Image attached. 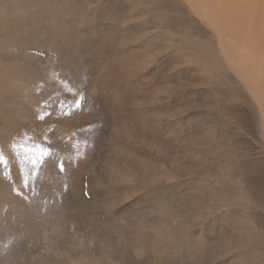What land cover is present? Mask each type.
Instances as JSON below:
<instances>
[{
	"label": "rangeland",
	"instance_id": "1",
	"mask_svg": "<svg viewBox=\"0 0 264 264\" xmlns=\"http://www.w3.org/2000/svg\"><path fill=\"white\" fill-rule=\"evenodd\" d=\"M205 5L0 0V264H264V12Z\"/></svg>",
	"mask_w": 264,
	"mask_h": 264
},
{
	"label": "bare ground",
	"instance_id": "2",
	"mask_svg": "<svg viewBox=\"0 0 264 264\" xmlns=\"http://www.w3.org/2000/svg\"><path fill=\"white\" fill-rule=\"evenodd\" d=\"M148 1V0H147ZM181 2H184L185 0H180ZM196 1V3H200V1L201 0H195ZM218 1H224V2H226L227 1V3L229 2H231V1H228V0H206V5H205V7H203V8H201V10H202V13H203V15L205 16L206 15V18H207V20L209 21V22H211L212 23V25L214 26V29H213V31H210V30H208L206 27H204V29L205 30H207V31H205V32H210V35H209V37L213 34L214 35V38H215V40L217 39L218 41H219V48H220V54H222L223 55V58H226V60H228V61H230L231 62V59H233L232 57H231V55H229L228 53H227V51H226V49H225V41H232V38H230L229 36H227V32H226V34L224 33V31L226 30V29H229V32H231V30L232 31H234L235 29H237V27H239L240 26V28H241V30H243L245 27L243 26L244 25V21H245V14H244V10L247 12V13H250V15H251V17H250V20H249V22H248V25H247V27L245 28V30H246V34L249 36L250 34H251V32H250V30H252L251 29V27H252V22H253V20L255 19V17L256 18H261L260 16H258L257 15V12H260V11H262V12H264V7L263 8H259V6H258V1L257 0H253L254 1V3H252V4H249V2L248 3H244L243 2V4L242 3H239L240 4V6H239V9H237V11H236V13L237 14H240V12L239 11H241L242 12V15H241V21H240V23H232V25H233V27L232 26H230L229 25V22L230 21H232L233 20V18H228V20L224 23V21L227 19V16H226V13L230 16V13L228 12V8L230 9V7L229 6H231V5H228L227 3L226 4H222V5H220V6H218L219 4H217L216 2H218ZM232 1H234V3L236 2V1H238V0H232ZM240 1H244V0H239V2ZM247 1V0H246ZM251 2V1H250ZM213 3H215L214 4V6H215V8H213L212 7V5H213ZM234 3H232L231 2V4H233L232 6H234ZM238 4V5H239ZM223 5H225V7L224 8H222V6ZM250 5L252 6V8H249L250 7ZM256 5V7H254ZM178 6H180V5H178ZM231 6V7H232ZM180 7H182V6H180ZM236 8H237V6H236ZM143 9H145V8H143ZM155 9V8H154ZM217 9V11H216V16H214V12H215V10ZM180 10V9H179ZM200 10V8H198V7H195V6H193L192 8H190L189 9V11L187 10V12H185V16L186 17H181L180 19L182 20V23H180L179 22V25L180 26H188V28H190V29H201L202 30V28L196 23V21L190 16V15H193L194 13H196V12H198V11H201ZM211 11L212 12V16H208V11ZM150 11V10H149ZM190 15H189V14ZM232 16V15H231ZM263 16V15H262ZM236 17V16H235ZM159 18V17H158ZM258 20V19H257ZM185 21H188L189 22V25H187V24H185ZM224 23V24H223ZM246 23V22H245ZM257 23V22H256ZM255 23V25H257ZM227 24V26L225 27V25ZM259 25H261V24H259ZM246 26V25H245ZM256 28H258L257 26H255ZM221 29H222V31H221ZM260 30H262V29H260ZM203 31V30H202ZM223 32V33H222ZM238 35V34H237ZM262 34H260V36H261ZM235 36V35H234ZM255 37V36H254ZM262 37H264L263 35H262ZM234 39V38H233ZM236 39V38H235ZM240 39V38H239ZM237 40V39H236ZM251 40H253L252 39V37H251ZM256 40V39H255ZM260 41V40H259ZM245 43V42H244ZM247 43V42H246ZM260 43H262V42H260ZM230 44H232V45H236L237 44V42H232V43H230ZM248 44H250L249 43V41H248ZM251 45H252V43H251ZM243 46V45H242ZM250 46V45H249ZM254 46H256V44H254ZM262 46H263V44H262ZM228 47V46H227ZM237 47V46H236ZM217 48V47H216ZM232 48V47H231ZM250 48H251V46H250ZM249 49V48H248ZM247 48H246V50H248ZM244 50V49H243ZM249 50H251V49H249ZM217 52H218V50H217ZM250 52V51H249ZM256 52H257V50H256ZM261 52H264V51H261ZM261 52H259V53H261ZM214 53V52H213ZM258 53V54H259ZM241 54V53H240ZM243 54V53H242ZM262 54V53H261ZM264 54V53H263ZM262 54V55H263ZM221 55V56H222ZM260 55V54H259ZM215 56V55H214ZM256 56H257V54H256ZM261 56V55H260ZM212 57V56H211ZM241 58L243 57V56H240ZM248 57H244L241 61H244L245 62V60L247 59ZM253 58V57H252ZM258 59V58H257ZM261 59V58H260ZM259 62H261V61H259ZM233 63V62H232ZM244 68V67H243ZM211 69H212V67H211ZM251 69H253V68H251ZM213 71H214V69H213ZM240 72H242V71H240ZM214 73V72H213ZM243 73V72H242ZM256 74H257V76L259 77L261 74H263L264 75V65L262 64V65H258L257 64V67H256ZM216 76H217V74H215ZM243 75H245V74H243ZM264 78V77H263ZM262 78V79H263ZM244 79V78H243ZM238 80V79H237ZM241 80H242V78H241ZM252 80V79H251ZM247 82H249V81H247ZM236 83H238L237 81H236ZM252 83H253V81H252ZM263 83V82H262ZM226 84V83H225ZM223 85H224V83H223ZM248 85V84H247ZM251 85V83L249 84V89L251 90V89H253V85H252V87L250 86ZM222 86V85H221ZM225 86V85H224ZM226 86H230L231 87V84H227ZM242 85L240 84V87H241ZM245 87H247L246 85H244ZM264 86V85H263ZM238 87V86H237ZM226 88H228V87H226ZM248 88H247V90H248ZM254 88H255V84H254ZM264 88V87H263ZM229 89V88H228ZM227 89V90H228ZM231 89H232V87H231ZM243 89V88H242ZM259 89H260V87H259ZM245 90V92H246V89H244ZM255 90V89H254ZM261 90V93L262 92H264V89L262 90V89H260ZM221 91V90H220ZM230 91H235V90H230ZM228 92H229V90H228ZM248 92V91H247ZM222 93V92H221ZM221 93H219L220 95H221ZM224 94H225V92H223ZM252 93V92H251ZM229 94V93H228ZM254 94V93H253ZM253 94H252V96H253ZM235 95V94H234ZM236 95H238V94H236ZM240 95V94H239ZM239 95L237 96V98L239 97ZM262 95H263V93H262ZM225 96H226V94H225ZM230 96V95H229ZM241 96V95H240ZM228 97V96H227ZM236 98V97H235ZM240 98V97H239ZM251 98V97H250ZM228 100H230V98L228 99ZM251 101H253V100H251ZM238 102V101H237ZM255 104V103H254ZM263 113V112H262ZM263 115H264V113H263ZM262 116V115H261ZM262 118V117H261ZM264 120V119H263ZM262 120V121H263ZM259 124H261V123H259ZM262 127H263V123H262ZM264 128V127H263ZM261 130H262V128H261ZM208 133V132H207ZM214 133V132H213ZM202 135L204 136V134L202 133ZM212 136H214V134L212 135ZM215 136H216V134H215ZM209 137H210V139H209ZM209 137H200V142H202L203 144H206L207 142H208V144L210 143V141H211V134H210V136ZM214 139H216L215 137H214ZM213 139V140H214ZM223 143V142H222ZM212 144V143H211ZM212 146V145H211ZM210 146V147H211ZM200 147V146H199ZM203 147V146H202ZM179 181V180H178ZM250 183V182H249ZM240 190V189H239ZM256 200H258V199H256ZM259 201V200H258ZM261 201V200H260ZM263 201H264V198H263ZM263 201H262V203H263ZM261 203V202H260ZM264 204V203H263ZM185 213V212H184ZM159 214V213H158ZM160 215V214H159ZM196 216V215H195ZM192 217H194V212L193 211H191V212H187L186 213V216H184V218L185 219H188V220H190V221H192L193 222V220L194 219H192ZM156 219H157V217H155ZM245 221V220H244ZM227 250V249H226ZM242 254V253H241ZM246 254V253H245ZM152 264H159V262H158V260L155 258V260L154 261H152Z\"/></svg>",
	"mask_w": 264,
	"mask_h": 264
},
{
	"label": "snow or ice",
	"instance_id": "3",
	"mask_svg": "<svg viewBox=\"0 0 264 264\" xmlns=\"http://www.w3.org/2000/svg\"><path fill=\"white\" fill-rule=\"evenodd\" d=\"M37 55L43 56L44 53L43 52H39V53H37ZM75 105H76V107H80L81 101L80 100H76L75 101ZM43 152H44V155H47L48 150L47 149H44ZM41 162H42V159H41ZM5 163H6V161L4 160L3 156L0 155V164H5ZM32 163L35 165V164H37V161L36 160H33ZM59 167H60V170L63 171V163H61L59 165Z\"/></svg>",
	"mask_w": 264,
	"mask_h": 264
}]
</instances>
